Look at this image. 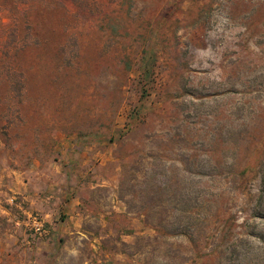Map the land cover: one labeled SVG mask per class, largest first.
<instances>
[{
    "label": "rangeland",
    "instance_id": "1",
    "mask_svg": "<svg viewBox=\"0 0 264 264\" xmlns=\"http://www.w3.org/2000/svg\"><path fill=\"white\" fill-rule=\"evenodd\" d=\"M83 4L0 0V264H264V0Z\"/></svg>",
    "mask_w": 264,
    "mask_h": 264
},
{
    "label": "trees",
    "instance_id": "2",
    "mask_svg": "<svg viewBox=\"0 0 264 264\" xmlns=\"http://www.w3.org/2000/svg\"><path fill=\"white\" fill-rule=\"evenodd\" d=\"M77 4L80 5V3H84L83 5H90L92 3V0H75ZM7 31H9V42L6 40L3 45V52L5 53V56H9V63L6 65L9 69V84L11 86V93L13 96L17 98H21L23 95V80L18 79L16 76L19 74V72L16 69V63H15V57L23 51L26 47L29 46L27 43L28 37L21 38L18 35V26L12 25L7 28ZM31 38V35L29 36ZM7 64V63H6ZM144 109V106H140L139 108L133 110L131 115L129 116V122L130 123H136L138 117H140L142 110ZM260 208L255 209V216H258L256 213H260ZM257 211V212H256Z\"/></svg>",
    "mask_w": 264,
    "mask_h": 264
},
{
    "label": "built area",
    "instance_id": "3",
    "mask_svg": "<svg viewBox=\"0 0 264 264\" xmlns=\"http://www.w3.org/2000/svg\"><path fill=\"white\" fill-rule=\"evenodd\" d=\"M25 215L26 219L23 223L32 240L45 241L51 238L52 230L44 218L34 213H26ZM20 224L18 222V225Z\"/></svg>",
    "mask_w": 264,
    "mask_h": 264
}]
</instances>
